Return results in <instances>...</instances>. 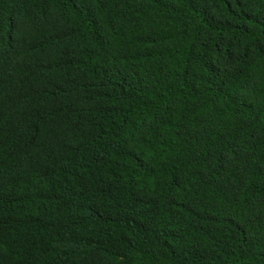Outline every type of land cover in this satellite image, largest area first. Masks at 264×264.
<instances>
[{
  "label": "trees",
  "instance_id": "trees-1",
  "mask_svg": "<svg viewBox=\"0 0 264 264\" xmlns=\"http://www.w3.org/2000/svg\"><path fill=\"white\" fill-rule=\"evenodd\" d=\"M0 264H264V0H0Z\"/></svg>",
  "mask_w": 264,
  "mask_h": 264
}]
</instances>
